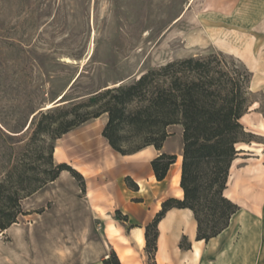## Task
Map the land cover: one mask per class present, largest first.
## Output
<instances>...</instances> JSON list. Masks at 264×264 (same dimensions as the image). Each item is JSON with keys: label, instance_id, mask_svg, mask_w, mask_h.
Wrapping results in <instances>:
<instances>
[{"label": "rangeland", "instance_id": "rangeland-1", "mask_svg": "<svg viewBox=\"0 0 264 264\" xmlns=\"http://www.w3.org/2000/svg\"><path fill=\"white\" fill-rule=\"evenodd\" d=\"M258 11V0H0V183L13 172L12 189L17 180L35 184L50 162L58 164L49 152L57 141L37 133L49 123L39 112L72 111L100 91L177 59L222 53L247 69L220 40L240 44ZM262 84L259 78L258 91L251 88L258 103L241 119L245 131L254 130L255 142L236 146L237 172L261 182ZM168 131L170 146L179 147L181 127ZM250 157L261 158L245 159ZM248 181L252 191L262 187ZM20 204L23 215L0 231V264H91L110 256L78 175L63 171Z\"/></svg>", "mask_w": 264, "mask_h": 264}, {"label": "trees", "instance_id": "trees-1", "mask_svg": "<svg viewBox=\"0 0 264 264\" xmlns=\"http://www.w3.org/2000/svg\"><path fill=\"white\" fill-rule=\"evenodd\" d=\"M252 74L232 57L222 53L205 57L173 60L141 75L137 80L108 88L95 95L89 104H77L72 111L55 109L38 113L49 120L44 133L55 142L64 134L105 115L102 137L112 150L121 155L136 153L148 146L160 150L171 136L168 129L181 127V176L183 199H168L152 222L145 227L147 261L155 263L157 225L172 209H189L197 224L196 240L208 242L229 225L239 207L229 201L224 190L232 162L239 153V143H251L253 135L244 130L242 117L252 104ZM97 106L92 112L80 108ZM71 120H67L68 117ZM35 120V117L33 118ZM52 124L55 128L51 129ZM55 144L49 148L53 157ZM176 160L175 155L160 154L151 167L157 181H163ZM63 171L78 175L66 164L49 163L33 184L12 189L13 172L0 183V231H5L23 215L21 199L36 192L43 184L54 181ZM19 179V176L16 178ZM182 247L185 246L184 242ZM102 264H120L116 254Z\"/></svg>", "mask_w": 264, "mask_h": 264}, {"label": "crops", "instance_id": "crops-1", "mask_svg": "<svg viewBox=\"0 0 264 264\" xmlns=\"http://www.w3.org/2000/svg\"><path fill=\"white\" fill-rule=\"evenodd\" d=\"M258 7V17L247 25L252 31L244 33L240 44L226 39L220 43L225 50L235 51L253 74L250 89L258 91L260 78L263 81L260 90L264 92V0H258ZM106 121L103 115L64 134L55 144L53 158L58 164L76 170L83 178L85 201L100 223L108 251L116 254L120 264H146L145 227L159 213L164 201L183 199L180 188L182 140L179 147H172L170 136L159 151L148 146L136 153L121 155L112 150L101 135ZM246 131L254 133V130ZM162 153L175 155L176 160L159 182L151 162ZM244 155L256 157V154ZM251 157L245 159L259 161L261 158ZM238 159L232 162L224 190L225 197L239 207L228 227L208 242L197 241V224L192 212L168 210L157 225L156 264H264V181L257 180L250 172H237ZM233 171L235 179L231 177ZM248 178L255 179V184L262 187L252 191ZM234 193H238L240 199L233 197ZM182 242L189 249L182 247ZM107 257L91 264H102Z\"/></svg>", "mask_w": 264, "mask_h": 264}, {"label": "bare ground", "instance_id": "bare-ground-1", "mask_svg": "<svg viewBox=\"0 0 264 264\" xmlns=\"http://www.w3.org/2000/svg\"><path fill=\"white\" fill-rule=\"evenodd\" d=\"M58 151V150H57ZM198 253V251L197 250H195V254H197ZM198 256V255H197Z\"/></svg>", "mask_w": 264, "mask_h": 264}]
</instances>
